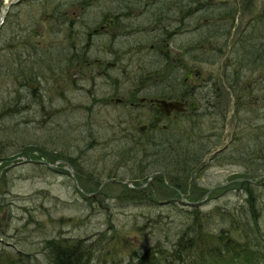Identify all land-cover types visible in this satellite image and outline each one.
<instances>
[{"label": "rangeland", "instance_id": "obj_1", "mask_svg": "<svg viewBox=\"0 0 264 264\" xmlns=\"http://www.w3.org/2000/svg\"><path fill=\"white\" fill-rule=\"evenodd\" d=\"M181 1L23 0L10 8L0 29V264H55L57 256H70L73 243L83 251L74 253L82 264H264V52L237 91L207 84L212 95L221 94L218 112L201 102L197 113L180 116L174 126L162 122L165 130L150 127L146 107L128 104L155 91L151 87L164 92L154 85L168 74L155 37L170 13L181 20L173 7ZM217 1L227 3L226 14L243 4L232 33L221 38L226 49L237 43L238 71L239 42H261L262 27L252 25L264 0H253L249 10V0ZM149 8L160 14L157 28ZM106 16L114 24L105 26L106 34L95 32ZM177 37L160 47L173 52L186 39ZM205 67L214 71L218 63ZM35 78L40 96L27 86ZM12 105L10 114L3 112ZM233 105L236 126L225 116L229 131L222 133L220 110ZM142 124L150 130L144 136L137 132ZM165 132L175 138L172 150ZM219 132L218 141H231L209 161L202 152ZM30 154L54 166L15 165ZM61 160L72 165L83 194ZM182 235L194 240L181 261L172 250Z\"/></svg>", "mask_w": 264, "mask_h": 264}, {"label": "flooded vegetation", "instance_id": "obj_2", "mask_svg": "<svg viewBox=\"0 0 264 264\" xmlns=\"http://www.w3.org/2000/svg\"><path fill=\"white\" fill-rule=\"evenodd\" d=\"M196 8V7H195ZM184 9H189L188 6H184ZM188 35V34H187ZM197 35L199 37H203L204 32L203 30L197 31ZM189 42L186 41V45H182L181 48L172 50L173 52H169V50L166 48L160 49V52L163 53L165 61H167L166 69L168 71V74L165 76V81L159 83V81L154 82V85L156 87H159L160 85L164 89V94H160L159 91L151 87V89H154L155 91H149L147 92L148 95H151L149 97L144 96L145 100L143 102H140V98L138 102L134 101H128V104L130 106H144L148 109V114L152 115L153 117V124H151L150 127L156 128V127H162V129L169 130L168 125L174 126V123L178 121L180 116H192L195 113H197L200 104L204 105V108L206 111H216L220 109L221 101H220V95H212L216 90L220 91L221 88L226 87V85L223 83L222 85L218 84V80L214 78L212 74H205L204 72V61L206 59L205 50L207 51H214L216 48L210 46L209 43L204 44L203 42H197L196 44V51L193 50L192 52L189 50L188 47ZM212 47V48H210ZM174 53H177L174 55ZM182 55H185V57H182ZM213 55L216 56V54H208V56ZM222 64H224V70L225 73L220 74V78L222 81L219 82H226L228 79V74L232 75V81H235V75L232 74V61L229 54H227V51L225 54L222 55ZM106 65L113 66V62H106ZM92 74V72H91ZM154 76V75H153ZM152 76V77H153ZM74 77H77V74L75 72ZM200 79L203 82H200ZM94 83L93 81H91ZM139 82H143V80H139ZM210 83L212 85H215V91L213 92L211 89L207 88V84ZM207 86V87H206ZM206 88V90H205ZM230 89H234L232 86L228 87ZM136 91L139 89L134 88ZM135 94V93H133ZM138 98V97H136ZM142 98V97H141ZM164 99L167 101H178L182 107L180 111L176 110H170L169 113H163L159 110V107L155 101H151V99ZM213 99H215L213 101ZM124 100H122L123 102ZM223 115V112L220 110V116ZM182 124L185 125V121L181 118ZM168 123H162L166 122ZM148 131V126L146 124L140 125L137 129V132L139 135L144 136ZM221 131L223 133L222 125H221ZM166 136L168 138L167 132ZM221 132L216 136L217 139L221 138L222 136ZM151 138L153 139V135H151ZM215 138V137H214ZM142 139V138H140ZM170 141H172L170 138H168ZM105 142H108V140H104ZM138 142V140H135ZM213 142L215 140H212ZM170 143V142H169ZM217 143V142H216ZM226 145H228V141L225 142ZM226 150V149H224ZM223 150V151H224ZM203 153V152H202ZM71 161L74 160V158H70Z\"/></svg>", "mask_w": 264, "mask_h": 264}, {"label": "trees", "instance_id": "obj_3", "mask_svg": "<svg viewBox=\"0 0 264 264\" xmlns=\"http://www.w3.org/2000/svg\"><path fill=\"white\" fill-rule=\"evenodd\" d=\"M2 2L3 0H0V5H2ZM184 4L185 6H188L189 9L186 10L183 9ZM226 4L227 3L224 1H217V0H184L181 1L179 5H177V3L175 2V4H173V7H175V10L176 7L178 8L180 12L178 14H180L181 20L180 21L177 20L174 22V20L172 19L176 18L178 15L172 16L171 13L169 12L170 15L168 17L170 20L169 22L167 21L166 24H164V28L161 29L162 30L161 36L159 38L155 37L157 39V42L164 43L169 38V36H171L172 34H179L181 33V31H185V30L191 31V30H196L200 27H204L206 29V32L202 42L204 44L209 43L210 46L215 47L216 43H220V37L223 38L228 33V30L230 28V22L224 24L225 20H229L231 18L230 13L234 15V13L236 12V6H234L229 14L224 13V10L226 9L224 5ZM233 4H235V2H233ZM248 4L249 2L247 1L246 5ZM149 11H150V16H153L155 18V24H154L155 28L163 24L160 20V14H157V9L155 10L149 8ZM186 17L188 18L187 20H185ZM208 19L211 20V22L213 23L211 26L210 23L208 22L209 21ZM204 20H208V21H204ZM254 20L255 22L253 23L252 26L255 29H257L260 26L262 27L261 30L259 31V36H258L261 42L254 43V41L252 40L239 42L240 43L239 46H241V44L242 46L238 50V53L239 52L240 53L237 56L238 57L243 56L238 62L239 63L238 67L239 68L242 67L241 69H239L240 71L238 70L239 72L249 68L250 64L254 62L255 59H257V57L264 52V38H262V36L264 37V15H262L261 17H254ZM259 21H261V23H259ZM221 24H223L224 26H222ZM154 26H152L151 28L155 29ZM144 29H148V26L145 27ZM164 32L166 34L165 36H164ZM184 42L185 41L178 42L176 44L177 48H181ZM191 42L192 43L189 44V48H195L197 42H201V40L194 39ZM256 44L262 45V48L261 49L257 48ZM205 53L206 55L209 54L208 52ZM211 53L216 54L217 52L214 50L211 51ZM214 58L215 56H213V59ZM242 61H244L243 64ZM6 111L7 108L3 112ZM142 171H148V169H143ZM140 198L141 197H138L137 200L141 201ZM185 235H182L178 238L177 242L174 245V249L172 250L173 255L174 254L176 255L175 258L177 260H181L184 258V252L186 251L190 243L187 242L186 240L187 237ZM58 257L59 256H57L56 258L58 259ZM57 259L56 262L54 261L55 264H80L81 256L78 253V254L70 255L65 259L64 258H60L58 260ZM197 261H198L197 259H194L195 264L197 263ZM154 263L157 264V261L152 260V264Z\"/></svg>", "mask_w": 264, "mask_h": 264}, {"label": "water", "instance_id": "obj_4", "mask_svg": "<svg viewBox=\"0 0 264 264\" xmlns=\"http://www.w3.org/2000/svg\"><path fill=\"white\" fill-rule=\"evenodd\" d=\"M19 0H14L13 2H17ZM8 5H6L5 7H7ZM178 103L177 102H166V101H161L160 102V109L162 111H166L168 112L170 109L175 108L177 110H179L178 107ZM26 161H32V160H27L26 158H22V162H26Z\"/></svg>", "mask_w": 264, "mask_h": 264}, {"label": "bare ground", "instance_id": "obj_5", "mask_svg": "<svg viewBox=\"0 0 264 264\" xmlns=\"http://www.w3.org/2000/svg\"><path fill=\"white\" fill-rule=\"evenodd\" d=\"M181 9H182V8H181ZM28 156L31 157L32 159L35 158V157H34L35 155H34V156H31V154H30V155H28ZM78 241H80V239H78Z\"/></svg>", "mask_w": 264, "mask_h": 264}]
</instances>
